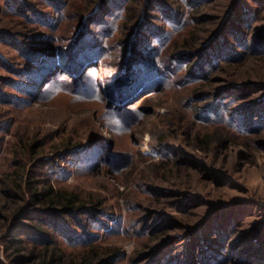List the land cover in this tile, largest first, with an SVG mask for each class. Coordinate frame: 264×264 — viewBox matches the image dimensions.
Wrapping results in <instances>:
<instances>
[{
  "label": "rangeland",
  "instance_id": "374dc122",
  "mask_svg": "<svg viewBox=\"0 0 264 264\" xmlns=\"http://www.w3.org/2000/svg\"><path fill=\"white\" fill-rule=\"evenodd\" d=\"M22 1L31 4L26 11L0 0V264H16L8 240L35 210L28 188L23 195L8 194L7 175L13 180L23 175L26 186L30 182L37 190L52 186L88 206L69 218L72 226H84L80 236H56L66 257L96 250L98 264H201L202 251L208 243L213 248L222 229L228 231L217 242L226 255L223 264H264L240 259L264 228V129L237 127L236 109L250 97L231 93L236 86L264 85V52L252 48L207 81L189 76L185 65L171 71L167 66L192 35L196 49L179 51L198 62L237 2L256 12L249 40L264 37V0H165L183 8L181 35L154 56L166 67L160 82L124 108L111 88L123 68L127 41L144 20L146 0H132L134 14L119 13L105 25L87 20L100 0ZM37 11L46 22L38 20ZM99 38L104 48L98 61L83 63L80 78L66 74L43 90L48 74L32 88V97L20 89L31 64L25 48L48 49L62 62L78 43ZM220 92L226 93L221 104L233 101L221 106L225 113L219 119L206 107Z\"/></svg>",
  "mask_w": 264,
  "mask_h": 264
},
{
  "label": "trees",
  "instance_id": "16d2710c",
  "mask_svg": "<svg viewBox=\"0 0 264 264\" xmlns=\"http://www.w3.org/2000/svg\"><path fill=\"white\" fill-rule=\"evenodd\" d=\"M131 1L132 0H100L99 5L96 6L87 20L89 19L90 24L105 25L111 18L118 16L119 13L132 11V14H134ZM202 1L207 2L209 0ZM196 3H198V1ZM2 4L10 8L15 7L21 11H26L31 5L30 2L22 0H3ZM175 7L174 4H170L165 0H146L145 13H143L144 20L141 21L142 23H140L137 28L135 27L136 29L127 41L123 68L120 70V76L116 82L117 84L111 88V90L114 91L113 97H115L117 101L116 104L119 108H124L126 104H128L130 98L149 89L153 84L159 83L161 77L164 76L162 72H166V67H163V65L160 67L156 64L160 61H156L154 56L159 48L167 46V42H169L171 38L176 36L175 39L177 42V39L181 35L178 33V28L183 23L182 18L184 14L183 11L180 10L183 8ZM151 10H154V12L157 11V13H153L152 16ZM35 15L41 22H46L45 16L42 15L40 11H37ZM256 17L255 10L252 11L247 6H239V2H237V6L232 8L228 15L229 19L227 18L228 20L224 21L217 35L207 41L205 48L200 51L198 62H196L195 58H191L186 54L183 55L184 53L179 51V49H196L198 40L195 35H192L190 37L187 36L188 38L186 37L181 41V45L176 48V54L171 58V63L167 66H170L171 71L172 67L180 68L185 65V67L187 66L189 69V76L194 79L207 81L210 79L211 73H217L223 70L228 62L237 61L243 56L252 53V48H257V51L255 50L254 52H264L263 36H253L254 40H249V32ZM151 18L161 21V24H158V21L156 23L153 21L151 22ZM143 24H145L144 27H142ZM93 42L94 43H88V45L86 42L84 44L78 43L77 47L71 49V54L69 53L66 55L68 60L61 59L62 62L57 58L60 57V55L52 56L53 54H51L48 49L33 51L25 48L24 58L31 64L29 68L26 69L24 83L21 82L20 84L18 82L20 89H24L26 91L25 93L29 97H32V88L38 86L48 74H50L48 81L44 82L41 87L43 90L54 78L64 79L66 74L70 77L73 76L75 79L80 78L82 76L79 75L81 74L80 69L82 66L85 63L98 61L101 50L104 48L100 38L93 40ZM72 71L75 72L73 73ZM166 78L169 79V77ZM263 86L264 85L261 87L257 84L236 86L231 92L236 93L239 91L238 97H250L249 101L243 103L241 107L236 109V111L240 109L239 116L236 118L235 122L241 131H259L264 129ZM262 91L263 93H261ZM225 96L226 93H218L216 95V103L206 107L207 112L209 114H214L219 119L224 116L225 111H223L221 106L223 104H231V101H233L228 100L221 104L219 101H221V97ZM208 113L207 115H209ZM230 117L231 116H229V120L232 121ZM21 148L22 144L16 147L18 150L17 156L22 158V154H19ZM7 176L5 177L6 179L4 178L3 180V185L10 191L8 194L11 196L23 195L28 188L31 191L32 203L35 206L33 214L27 218L29 222L23 224L19 229L14 228L11 232L13 238L8 240L11 249L17 253L14 260L16 264H27V259L32 261L39 259L38 264H98L101 255L96 250H91L90 255L81 254L78 256L66 257L65 252L61 249L59 242L56 240L57 235L68 236L73 240L80 236L78 234V229L84 226H82L80 222L72 226L69 218L76 214L82 215L86 213V211H88V206L86 204L78 202L74 196L56 192L52 186L37 190L28 182L30 184H28V187L26 186V180L23 175L21 178H17L20 182L13 180V178L11 179L12 176ZM25 213L26 210H23L22 215ZM222 221L224 223L228 220L223 218ZM233 223V227H235L237 224L235 222ZM260 231L253 236V240L249 246L250 249L241 253L240 259L247 260L248 262H264V230ZM227 232L228 231L221 229L216 237V243L213 248H209L208 244L210 243L207 244L206 249L204 248L205 250L202 251L204 254H202V258L200 259L202 262L201 264H223L226 261V255L224 256L223 253L219 251L221 246H219L217 242L223 241ZM28 242L32 244L30 248L26 245ZM23 245L27 247L23 248ZM22 249L28 252L29 256H27V258L22 255ZM36 252L42 254L36 256Z\"/></svg>",
  "mask_w": 264,
  "mask_h": 264
}]
</instances>
